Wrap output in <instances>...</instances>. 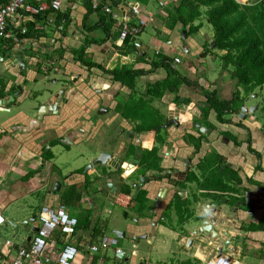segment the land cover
Segmentation results:
<instances>
[{"label":"crops","instance_id":"obj_1","mask_svg":"<svg viewBox=\"0 0 264 264\" xmlns=\"http://www.w3.org/2000/svg\"><path fill=\"white\" fill-rule=\"evenodd\" d=\"M27 1L37 5L49 0ZM91 1L61 0L58 10H45L42 19H35L37 30L33 36L18 33V41L0 39V264H11L17 245L29 247L42 205L64 206L77 218V225L68 236L55 229L43 253L23 259L21 264H37L36 260L56 264V253L65 241L79 249L73 264H264V122L255 113L242 119L227 112L232 121L227 123L220 122L212 109L203 114L208 108L207 93L216 90L219 98L229 100L236 90L240 96L242 91L231 77L208 79L202 61L212 52L205 53L206 38L187 36L180 24L169 27L166 8L176 2L155 0L162 8L154 13L147 9L150 0H125L120 6L115 0H97L95 9ZM1 3L4 2L0 0ZM105 5L115 17L103 10ZM132 5L139 13L131 10ZM29 17L18 12L24 26ZM139 19L146 24L140 31L129 33L128 42L123 43L124 39L119 38L120 23L137 25ZM149 22L155 34L166 37V44L174 46L179 54H163L157 43L139 41L138 34ZM97 30L100 32L96 34ZM134 41L140 46H135ZM166 46L168 51L170 47ZM181 55L187 58V64L178 67ZM195 55L198 58L194 60ZM163 56L170 60L161 62ZM175 57L180 61L176 63ZM170 67L185 76L187 82H182L177 92H166L160 98L144 93L165 78ZM124 69L126 74H120ZM50 73L59 74L64 85L48 95L39 93L43 96L40 100L35 96L40 88L35 90V85ZM119 75L122 77L117 78ZM140 99L148 101L149 107L164 118L160 126L140 129L136 121L127 118ZM40 103L47 108L38 114ZM255 103L259 108L260 102ZM134 111L144 116L143 110ZM170 118L177 119L178 125L164 126ZM79 143L85 149H78ZM60 144L67 152L72 146L78 149L72 151L75 162L64 170L54 162L59 158L55 148ZM94 147L113 154L108 159L112 164L108 162V170L105 167L98 178L95 173L99 166L87 168L88 150ZM128 148H136L139 154L132 155L126 151ZM142 148L146 159L152 161L146 169L152 171L157 182L145 185V192L133 190L121 196V187L134 182L137 173H143L140 168L131 174L134 165L129 164L137 158L134 156L140 157ZM211 154L220 157L221 169L230 167L238 177L230 183L234 192L219 200L203 197L199 188L198 194L195 189L190 193L192 182L184 185L176 174L182 168L193 171L198 161ZM179 184L186 186L184 191ZM188 193L196 197L194 200L200 198L197 203L207 209L208 217L233 223L209 224L216 230L217 242L212 237H194L193 230L202 226L201 221L188 228L190 221L186 218L191 210L184 203ZM171 199L181 207L178 220L161 225L160 217L167 215L164 208ZM187 200L188 205L193 204ZM140 201L152 210L139 216L144 222L138 225L131 217L136 218ZM215 202L224 209L233 206L230 217L209 210ZM117 206L124 210L125 219L119 236L139 247L132 251L133 256L139 252L137 260L126 256L121 247L115 249H121L116 261L86 250L88 244L107 237L103 234L106 220L102 216L105 212L111 214ZM128 217L131 223L126 221ZM128 230L131 234L122 235ZM232 237L237 241H230ZM6 240L11 244H5ZM161 253L164 256L159 257Z\"/></svg>","mask_w":264,"mask_h":264},{"label":"trees","instance_id":"obj_2","mask_svg":"<svg viewBox=\"0 0 264 264\" xmlns=\"http://www.w3.org/2000/svg\"><path fill=\"white\" fill-rule=\"evenodd\" d=\"M121 1L125 0H115L114 3L120 6ZM167 11L169 27L173 28L180 24L181 29H186L187 36L199 31L202 17L210 24L212 35L206 38L205 53L221 51L219 58L222 68L227 67L231 79L244 89L245 94L240 96L239 91L236 90L231 99L225 100L219 98L217 91L213 90L206 94L208 108L203 114H208L212 109L220 122H232L227 114L229 112L237 114L245 95L264 85V0H177L176 3H169ZM44 12L29 14L30 19L25 25L26 31L23 35L27 37L34 35L37 30L35 19H42ZM32 18L34 21L31 20ZM122 42L127 43L128 37ZM160 59L161 62L170 60L164 56ZM168 70L165 78L149 86L144 93L160 98L166 92H177L180 84L187 82L188 79L176 69L170 67ZM119 72L124 75L127 71L124 69ZM122 75L117 78H121ZM141 100L135 103V107L126 116L129 120L136 121V127L140 129H155L160 126L164 118L157 114L156 109L149 107L148 101ZM261 107L264 110V103ZM135 108L136 111L143 110L144 116L142 114L137 116V113H134ZM221 165L219 156L211 154L203 157L200 163L203 170V184L199 185L203 197L219 200L225 194L234 192L235 188L230 183L232 179H238L237 173L227 166L221 169ZM119 194L128 196L129 190L123 186ZM120 195L118 201L121 200Z\"/></svg>","mask_w":264,"mask_h":264},{"label":"built area","instance_id":"obj_3","mask_svg":"<svg viewBox=\"0 0 264 264\" xmlns=\"http://www.w3.org/2000/svg\"><path fill=\"white\" fill-rule=\"evenodd\" d=\"M177 2V0H169ZM92 7L98 6L97 0H92ZM61 7V0H49L41 1L37 5L31 4L27 0H7L0 4V39L18 41V33L23 34L26 31V27L18 20V12L21 11L26 14H37L48 9L58 10ZM103 10L110 13L115 17V13L110 10L108 5L103 7ZM131 10L134 13H139V9L132 5ZM52 19L50 18L49 21ZM146 21L139 19L137 25H129L128 22L120 23L119 38L125 39L129 33L138 32L140 27L144 26ZM134 45L139 47L140 43L134 41ZM177 63L180 61L178 57L174 58ZM3 218L0 216V222ZM38 225L36 235L32 238L30 245L26 248L23 245L16 246V257L12 260L11 264H21V261L33 256H39L43 253L47 245V240L55 229H58L62 234L68 236L73 233L74 228L77 225V218L70 215L64 206L51 207L49 205H42L40 208V214L38 215ZM116 239L102 237L99 243L88 244L86 250L90 252L97 251L100 247L105 248L108 245L116 244ZM5 244L10 245L11 241L6 240ZM118 252L121 250H117ZM79 249L76 244L71 241H65L63 246L56 253V264H73ZM49 261V258H45ZM40 264L39 260L35 261Z\"/></svg>","mask_w":264,"mask_h":264},{"label":"rangeland","instance_id":"obj_4","mask_svg":"<svg viewBox=\"0 0 264 264\" xmlns=\"http://www.w3.org/2000/svg\"><path fill=\"white\" fill-rule=\"evenodd\" d=\"M151 2L147 5V9H151L154 13H156L159 9H161V5L158 3V1L155 0H150ZM167 9V8H166ZM146 16V15H145ZM202 21V25L200 30L197 33H194L192 35V37H195L198 40H205V38H208L211 36L212 34V29L210 24L206 21L205 18H201ZM100 31L97 30L96 34L99 33ZM200 32H202V34H200ZM163 35L165 33H162ZM139 36V41L146 43L150 42V44L153 43H157L158 44V50L161 51L163 54L167 53L169 55H175L176 53L179 54V52L177 51V49L174 48V46H172L175 50H173L172 47L169 46V44L167 43V39L164 36H157V34H155V30L153 28V26L150 24V22L148 23V25L145 26V28L141 31L140 34H138ZM149 40V41H148ZM166 45H168L170 47V49L168 51H165L167 47ZM211 52V51H210ZM220 52V53H219ZM221 54V51H212V54L207 55L206 58L203 57V66H205L207 68V74H208V79L209 80H213L214 78H219V76H221L223 79H227L230 77L229 74V70L226 68H222L221 62H220V58L219 55ZM201 55V54H200ZM162 55H156L155 57L158 58ZM202 56V55H201ZM190 59V57H188ZM198 58V55L194 56V60ZM200 59H202L199 56ZM186 57H184V55H181V63L178 64V67H183L187 64L186 61ZM205 59V60H204ZM231 67V66H229ZM205 72V71H204ZM55 78V81H52ZM64 85L63 81L60 77L59 74L57 73H50L49 76L45 77L43 82H37V84L35 85V90H37V87L40 88V91H38V95L35 94V96L40 97V100H42V95H39V93L44 92L45 95H48L50 91L54 92L57 91L56 89H59L60 86ZM264 88V85H262ZM262 88L260 89V86L255 88L254 92L252 93H256V97L254 98H250L249 101L247 102L248 105H253L255 104V102H260V106L259 108L256 110L255 114H257L259 116L260 119H262V121L264 122V110H262L261 105L264 103V90H262ZM240 90L242 91V95L244 96L245 91L244 89L240 86ZM43 94V93H42ZM250 95V94H249ZM33 95L30 96V98H32ZM262 96V97H261ZM46 97V96H44ZM164 131H161V134H163ZM83 148L85 149L84 145L79 143L78 144V149ZM77 148L72 146V150L70 152H67V150L63 147V145H59L55 148V154L56 156H59L58 160H55L54 162H56V164L62 168L63 170L66 169L69 165H71L72 163H74V155H72V151L76 152L78 150ZM82 149V151H83ZM79 152V151H78ZM78 154V153H77ZM80 154V153H79ZM74 161V162H73ZM124 210H121V208H118V206L116 208L113 209V212L111 214L109 213H103V218L106 220L105 226L103 228V234L107 237H111L113 239H117V243L116 244H111L108 245L107 248H99L97 251L92 252L94 254L97 255H103L106 254V257L109 259H111V261H116L118 255V251L117 250H121L120 248L116 247H121L123 249V251L126 253V256H128L129 258L132 255V251H138L139 247L136 245L134 246V242L130 243L127 239V237H121L118 235V233L116 232V230H121L122 225L125 222L124 214H123ZM130 219L129 217L126 219V221L128 222ZM188 228L194 227L196 226L195 221H190L187 224ZM139 256V252L136 253L133 257L135 258V260H137ZM164 256L163 253L159 254V257ZM117 264V263H116Z\"/></svg>","mask_w":264,"mask_h":264},{"label":"flooded vegetation","instance_id":"obj_5","mask_svg":"<svg viewBox=\"0 0 264 264\" xmlns=\"http://www.w3.org/2000/svg\"><path fill=\"white\" fill-rule=\"evenodd\" d=\"M251 94V93H250ZM249 95V94H248ZM246 95V96H248ZM262 97V96H261ZM165 131V130H164ZM139 137V136H138ZM155 146V145H154ZM131 149V148H130ZM139 149V148H138ZM126 151H129L132 153V155H135V151H136V148L135 149H132V150H129V148L126 150ZM125 151V152H126ZM142 151H143V148H142ZM150 152L152 151V148L149 150ZM146 150L143 151V153L139 156H134V157H137L138 159V163H136L134 166H132V170H130V173L132 174L134 171H138L140 168H141V171L143 173L141 174H138L137 173V177H136V180L134 182H132L130 185L128 184H124V187L126 188V190L128 189L129 190V194L133 192V190H136V192H140L142 190H145L147 189V187L145 185H147L148 183H155L157 182L156 180V176L152 173V171L150 170H147V166H151V160H147L146 158L148 157L147 154H145ZM150 155H153L151 153H149ZM178 154V152L176 153V155ZM175 155V156H176ZM150 157V156H149ZM203 159H201L200 161H198L195 165H194V169L193 171L192 170H186L185 171V168H182L180 170H177V175L179 176L178 178H180V180H183V184L186 185L188 182H192V185H193V189H190V190H193V191H190L191 192H194V189L196 190V193L195 194H198V191H199V185L203 184V170L202 168L200 167V163ZM143 169V170H142ZM197 170V171H195ZM129 175V174H128ZM127 175V176H128ZM182 175V177H181ZM190 178V179H189ZM183 184H179V189H181L182 187V190L185 189L186 186H184ZM184 191V190H183ZM179 192V196H181L180 194V191ZM188 192V191H187ZM200 192V191H199ZM190 193H188V198L186 196V198L184 199L185 200V207L187 208L188 206L190 207V210H191V215L189 217H187L186 219L187 220H191L192 218H195L197 216V214H200V210H203V205L202 203H197L200 198H197V199H193V198H196V197H193V194L190 195ZM145 194V193H144ZM143 194V195H144ZM177 197L176 199H179L181 197ZM191 200L190 203H193V204H190L188 205V200ZM180 200V199H179ZM195 202V203H194ZM138 211H137V216L136 218L134 217H131L134 219L133 223L136 224V222H138L137 224H141L143 221V219H140L139 216H143L145 215V213H149V211L152 210V208L150 207H147V203L146 202H143V201H140V203H138ZM192 205V206H191ZM184 207V206H183ZM180 206L178 207L177 205V202L174 200V199H171V202L169 201L166 205H165V208L164 210L166 211L167 215H162L160 217L161 219V225H167V224H172V223H175L176 220H178V212L180 211ZM185 219V220H186ZM132 220H129L128 222L131 223ZM167 223V224H165ZM185 224V223H184ZM199 227V226H198ZM187 230V229H186ZM193 230V229H192ZM129 231V230H128ZM194 231V230H193ZM192 231V233H193ZM126 233L128 234H131L130 231ZM194 237H196L197 239H200L196 234H193ZM133 237V239H135V236L132 234L131 235ZM126 254V253H125ZM194 263V262H193ZM192 263V264H193ZM179 264V263H178ZM189 264V263H188Z\"/></svg>","mask_w":264,"mask_h":264},{"label":"water","instance_id":"obj_6","mask_svg":"<svg viewBox=\"0 0 264 264\" xmlns=\"http://www.w3.org/2000/svg\"><path fill=\"white\" fill-rule=\"evenodd\" d=\"M262 88V86H260V89ZM256 97V93H251L250 95L248 96H245L243 98V102L240 103V109H239V112L237 113V116L242 118V119H247L246 117L248 116V114H254L255 111L257 110L258 108V103H255L253 105H250L248 106L247 105V102L249 101L250 98H254ZM47 105L44 104V103H40V106H39V109H38V114H40V109H42V111H46V107ZM175 124V125H178L179 121L175 118H170L168 119V121L166 123H164L163 125L165 126H168L169 124ZM88 153H89V156H88V167H91V168H95V167H98L99 166V169H97V172L95 173V178L101 176L105 171H103V169L108 166L107 163L109 162L108 159H112L113 158V154H110V153H106L104 151H101L100 149L94 147V148H90L88 150ZM136 155L139 154V151H135ZM109 156V157H108ZM112 156V157H111ZM110 164H112V162H109ZM136 163H138V159L135 158L133 159L129 164L130 166L132 165H135ZM107 169V167L105 168V170ZM108 170V169H107ZM84 171H86L84 169ZM107 177V176H105ZM224 203H227V201H225ZM209 210H211L212 212H215L216 213H225L226 216H229L230 217V214L231 212L233 211V206L229 207L228 209H224L222 204H219V203H216L215 202V206L214 208H208ZM189 221H195L198 222V221H201V224L202 226H205V227H195L194 229V233L193 234H196L200 239L203 240V237H206V238H210L212 237V241L215 243L218 241V238H216L218 235H216V230L215 229H212V227H208L209 224L210 225H214L217 221H216V218L215 217H208V213H207V209L206 210H203V212H200V214H197V216L195 218H192L191 220ZM219 225H225V226H230L232 225L233 223H229L226 219H221L217 222ZM116 232L118 233L119 235V232L122 233V231L120 230H116ZM120 233V234H121ZM203 233H210L209 235H204ZM126 232L123 231V234L122 235H125ZM212 235V236H211ZM214 235V236H213ZM230 241H234L236 242L237 239L232 237L230 239ZM227 244V243H226ZM128 264V263H126Z\"/></svg>","mask_w":264,"mask_h":264}]
</instances>
